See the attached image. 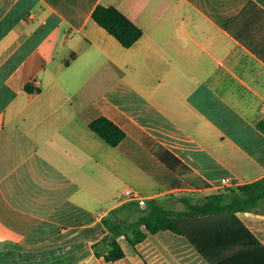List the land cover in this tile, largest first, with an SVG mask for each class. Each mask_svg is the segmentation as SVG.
Returning a JSON list of instances; mask_svg holds the SVG:
<instances>
[{"label":"crops","instance_id":"crops-1","mask_svg":"<svg viewBox=\"0 0 264 264\" xmlns=\"http://www.w3.org/2000/svg\"><path fill=\"white\" fill-rule=\"evenodd\" d=\"M250 1L264 8V0H0V264H209L171 231L148 234L136 250L122 236L126 256L106 262L93 245L108 232L90 229L130 201L111 192L122 159L143 199L174 210L187 193L264 177V62L228 31ZM98 4L133 18L141 39L122 46L92 18ZM101 116L127 135L112 150L89 127ZM158 145L209 187L168 169L153 154ZM154 184L163 188L149 192ZM260 210L239 216L264 245V202Z\"/></svg>","mask_w":264,"mask_h":264},{"label":"trees","instance_id":"trees-1","mask_svg":"<svg viewBox=\"0 0 264 264\" xmlns=\"http://www.w3.org/2000/svg\"><path fill=\"white\" fill-rule=\"evenodd\" d=\"M92 18L126 48L144 34L133 18L115 6L98 4ZM228 31L264 62V8L255 1L248 2ZM25 89L30 91L31 86ZM257 126L264 132V121ZM89 127L111 147H117L127 136L106 116L95 119ZM153 154L192 187H209L192 176L188 167L163 146H156ZM179 201L183 210L168 208L155 197L146 199L145 206L130 200L114 208L90 229L94 233L99 229L108 232L94 243L95 255L115 262L126 256L120 237L124 236L136 250L148 234L171 231L185 237L209 264H264V245L239 216L242 212L261 211L264 177L236 189H219L196 202L190 197Z\"/></svg>","mask_w":264,"mask_h":264},{"label":"rangeland","instance_id":"rangeland-1","mask_svg":"<svg viewBox=\"0 0 264 264\" xmlns=\"http://www.w3.org/2000/svg\"><path fill=\"white\" fill-rule=\"evenodd\" d=\"M74 86V85H73ZM73 86H72V90H73ZM71 91V90H70ZM74 97V96H73ZM77 99H80V96L79 97H76ZM105 142V141H104ZM106 143V142H105ZM106 145H108L107 143H106ZM108 147H109V149H114V148H112L111 146H109L108 145ZM124 159H122L121 161H120V163H121V165H119V170H118V181L116 182V184H115V188L113 189V187H112V189L113 190H111V192L113 193V195H115V196H120L121 195V193L122 192H124L125 191V188L127 187V186H134V187H136L137 189H138V192H139V194H140V192H142V194H145L146 193V191H145V189L144 188H142L140 185H139V183H140V181L139 180H136V179H131V177H132V175H129L127 172H126V168H125V164H124ZM136 176V175H135ZM104 178V176H102V179ZM104 184V183H103ZM155 188H157V190L155 189ZM158 188H163V187H160V185H157V184H154V185H152V186H150V190H148L149 192H158ZM183 194H185V193H183ZM125 195V194H124ZM185 195H187L186 197H188V195H189V193H187V194H185ZM189 196H192V197H194V200H201V199H203L204 198V195H200V194H191V195H189ZM125 197H127L126 195H125ZM113 199L112 198H110V200H108V201H106V203L104 202H102V208H106V207H108V204H110L111 202H113L112 201Z\"/></svg>","mask_w":264,"mask_h":264},{"label":"built area","instance_id":"built-area-1","mask_svg":"<svg viewBox=\"0 0 264 264\" xmlns=\"http://www.w3.org/2000/svg\"><path fill=\"white\" fill-rule=\"evenodd\" d=\"M223 183H227V180L223 179ZM124 194L129 198V200H138L141 202L142 206H145V199H143L137 191L127 188L125 189Z\"/></svg>","mask_w":264,"mask_h":264}]
</instances>
